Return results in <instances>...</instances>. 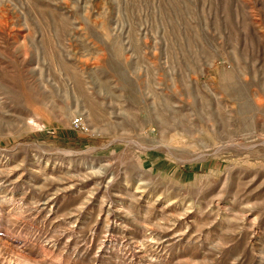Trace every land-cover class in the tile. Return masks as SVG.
I'll list each match as a JSON object with an SVG mask.
<instances>
[{
	"label": "rangeland",
	"instance_id": "obj_1",
	"mask_svg": "<svg viewBox=\"0 0 264 264\" xmlns=\"http://www.w3.org/2000/svg\"><path fill=\"white\" fill-rule=\"evenodd\" d=\"M29 262L264 264V0H0V264Z\"/></svg>",
	"mask_w": 264,
	"mask_h": 264
},
{
	"label": "built area",
	"instance_id": "obj_2",
	"mask_svg": "<svg viewBox=\"0 0 264 264\" xmlns=\"http://www.w3.org/2000/svg\"><path fill=\"white\" fill-rule=\"evenodd\" d=\"M71 126L72 128L78 130V129H81V128H84L83 127V121H82V118L81 117H74L72 120H71Z\"/></svg>",
	"mask_w": 264,
	"mask_h": 264
},
{
	"label": "bare ground",
	"instance_id": "obj_3",
	"mask_svg": "<svg viewBox=\"0 0 264 264\" xmlns=\"http://www.w3.org/2000/svg\"><path fill=\"white\" fill-rule=\"evenodd\" d=\"M27 261V260H26ZM28 262V261H27ZM30 263V262H29ZM30 264H32V263H30Z\"/></svg>",
	"mask_w": 264,
	"mask_h": 264
}]
</instances>
